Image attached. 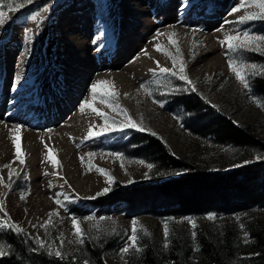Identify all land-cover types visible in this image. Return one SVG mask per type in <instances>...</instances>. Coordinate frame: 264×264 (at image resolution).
I'll return each mask as SVG.
<instances>
[{"label": "rangeland", "instance_id": "1", "mask_svg": "<svg viewBox=\"0 0 264 264\" xmlns=\"http://www.w3.org/2000/svg\"><path fill=\"white\" fill-rule=\"evenodd\" d=\"M153 1L33 0L18 11H9L8 4L15 0H5L4 11L10 19L0 25V52H4L0 54V63L7 50H13V55H17L13 59L14 64L22 67L19 71L13 70V81L7 95L13 96V112L19 111L20 118L13 121V137L20 146L25 163L15 159L16 148L13 145V157L3 162L1 170L6 178L5 193H10L13 200L22 203L20 212L14 208L13 215L7 212V217L24 232L17 234L11 229H3L0 234L26 236L34 248L37 247V237L49 248H60L62 235L64 246L60 250L64 258L80 254L86 244L100 245L105 264H125L119 250L128 240L133 219L138 221V229L143 226L150 233V236H145L140 232V244L149 238L163 246L165 221L168 222L169 241L185 239L189 248L195 246L191 233L201 228L220 230L234 226L245 239V233L239 226L244 224L243 219L248 218L243 214L158 217L142 212L126 213L118 207L96 210L88 206L92 200L88 197H97V193L104 188L110 189L116 181L128 187L147 180L150 170L135 162L140 159L126 145L133 133L141 132L137 128L109 131L88 138L89 129L102 131L105 120L91 108L81 112L80 105L84 100L105 113L109 124L113 120L123 121L125 117L119 108L109 107L108 103L101 102L102 99L127 109L134 122L155 132L174 155H192L202 162L214 163L217 159L232 162L236 151L231 146L216 144L208 133L193 126V114L183 104L188 97L193 101L204 100L213 109L227 114L234 123L250 126L264 136V108L256 102H264V96L254 87V80L264 75L250 77V90L244 88L230 70L226 53L256 65H264V55L257 51L232 53L226 44L222 46L219 43L226 34L239 32L242 35L245 31L264 34V20L237 22L240 16L260 9L245 4L244 8L232 12L234 7H239L241 0H231L223 9L217 0L202 4L191 0H160L157 4ZM130 14L134 15L133 20ZM33 15L37 17L35 20L31 18ZM68 42H75V45L68 47ZM157 45L178 57L175 66L171 56L156 50ZM177 47L181 49L182 56L177 54ZM30 52L37 53L34 60L37 69L31 73L26 59ZM181 59L186 64V75L195 85L194 91L186 82L160 73L156 64L159 61L160 67L178 71ZM70 60L75 63L67 67ZM68 68L75 74V80L82 78L86 81L84 89L79 86L80 81L70 86L78 85L76 94L77 97L80 95L70 110H66L67 103L64 102L68 95L54 104L52 101L63 87L59 78L69 72ZM152 69H156L155 74ZM99 80L113 82L114 87L111 84L99 85L93 100L91 85ZM142 84L149 86L152 95L141 89ZM113 91L117 93L114 100L111 96ZM42 93L44 100L50 101L45 110L28 106ZM154 99L164 102L163 107L154 103ZM23 106H28L24 113L20 111ZM42 113L45 117L38 118ZM6 114L7 111L1 112L0 119L4 120ZM17 125L21 127L17 129ZM27 141H30L33 152L25 154L22 147ZM48 148L52 159L59 162L57 165L48 159ZM90 152L95 155L89 157L87 154ZM115 152L123 153L127 158L124 167H121L119 157L107 155ZM81 157H84L83 162ZM7 164H11V168L4 167ZM97 168L105 169L108 175L98 172ZM12 170L14 174L9 181L8 173ZM109 175L114 177V182H109ZM9 183L11 188L7 186ZM1 193L0 187V200ZM58 194H63L59 198L67 205L66 208L56 204L54 198ZM22 195L26 198L21 199ZM65 196L70 199H65ZM57 210L59 216L52 218L53 223L46 233L40 225L49 219L50 212ZM210 214H214L213 220L207 218ZM73 215L85 233L100 236V240L85 238L83 245L71 243L76 239L71 220ZM89 215L97 219H85ZM100 217L110 219L100 220ZM188 217L195 219V229L186 219ZM249 217L264 222V208L255 209ZM3 219L6 217L0 214V222ZM112 229L114 234L104 235L105 231ZM136 256L126 257L128 264H133ZM184 260L188 264L193 262L189 256Z\"/></svg>", "mask_w": 264, "mask_h": 264}, {"label": "trees", "instance_id": "2", "mask_svg": "<svg viewBox=\"0 0 264 264\" xmlns=\"http://www.w3.org/2000/svg\"><path fill=\"white\" fill-rule=\"evenodd\" d=\"M230 1L217 0V4L223 9ZM254 87L264 96V77L256 78ZM202 101L188 97L183 104L193 114V126L208 133L216 144L235 149L232 162L217 159L211 163L192 155L177 156L158 136L136 132L126 145L135 157L153 163L150 178L128 187L116 181L106 194L89 200V207H118L122 212L158 217L243 214L248 216L243 219L242 230L248 242L234 226L199 229L192 248L185 239L173 238L165 249L147 238L141 241L144 251L137 254L133 264H188L184 260L188 256L191 264H264V222L249 217L255 209L264 208V136L250 126L234 123L227 114ZM0 241L12 249L0 257V264H83L85 260L88 264H105L100 245L86 244L80 254L61 260L41 249L33 251L35 248L23 235L0 234ZM196 247L199 251L194 250Z\"/></svg>", "mask_w": 264, "mask_h": 264}, {"label": "snow or ice", "instance_id": "3", "mask_svg": "<svg viewBox=\"0 0 264 264\" xmlns=\"http://www.w3.org/2000/svg\"><path fill=\"white\" fill-rule=\"evenodd\" d=\"M4 2L5 0H0V25H3L7 22L8 19H10V17L7 15V12L4 11ZM33 0H15V2H10L8 4V10L9 11H18L20 8L25 7L27 4L32 3ZM245 4H248L250 6H255L257 8L260 9L259 12H252V13H248L246 15L240 16L238 18V23H245L248 21H254V20H264V0H241V3L239 4V7H234L231 11L232 12H236L238 11L240 8H244ZM33 20H35L37 17L36 15H33L31 17ZM231 23V22H229ZM160 33H157V36H159ZM172 35H176V33H172ZM173 43H176V41H173ZM219 43L223 46V45H227V49L229 50V52L232 53H240L242 51H257L260 52L262 55H264V34H250L249 32L245 31L243 32V34L241 35L239 32H237L236 35H229L226 34L223 40H220ZM156 50L157 51H162L165 52L166 55L171 56L172 59V63L175 66L177 64V56H172V54L170 52H167L166 50L160 48L159 45L156 46ZM176 52L178 55L182 56V52L181 49L179 47L176 48ZM226 55L228 56V65L230 70L235 74L236 79L243 85L244 88H247L250 90V83H249V78L250 77H254L257 74L260 75H264V65H256V64H249L246 63L243 59H237L234 58L231 55H228V53H226ZM156 64L158 66L159 72L160 73H165V74H170L172 77H176L181 81L186 82L188 85L191 86V90H195V85L193 84V82L191 81V79L186 75V64L183 62V60H180V66H179V70L178 71H174L173 69L170 68H165V67H160L159 66V61H156ZM255 70V71H252ZM151 71H153V73L155 74L156 69H152ZM111 84L112 87H114V83L107 81V80H99L94 82L91 85V91H92V98L93 100L96 99V89L99 85H108ZM141 89H143L148 95H152V92L149 90V86L147 84H142L141 85ZM117 93L115 91H113L111 93V96L114 100V98L116 97ZM128 94L125 93V96H127ZM102 103H108L109 107H113L115 108H119V112L121 114H123V116L125 117V119L123 121H116L113 120L111 124L108 123V117L105 115V113L101 112L98 108H95L92 106L91 103H89L88 100H84L82 102V104L80 105V111L83 112L85 108H91V110L93 112H95L98 116H103L104 120H105V126L103 127L102 131H97V132H93L91 130V128L89 129L87 135L88 138H92L95 136H100L106 132L109 131H116V130H123L125 128H137L140 131H149L151 132L150 129H145L143 127H140V125H138L136 122H134L131 118V116L128 114L127 109H124L123 107H120L118 105H116L115 103H109V101L107 99H102L101 100ZM154 103H158L160 104L161 107H163V103L162 101L159 100H155L153 101ZM258 106H260L261 108H264V102H261L260 100L256 101ZM215 107V106H214ZM21 126L17 125L16 128L19 129ZM151 134L153 136L157 135L155 132H151ZM13 145L16 148V152H15V159L19 160V162L21 164L25 163L24 160V156L23 154L20 152V146L19 144H17V141L15 139V137H13ZM45 147L47 148V145H45ZM48 159L51 161V163L53 165H57L59 162L52 159L50 153H51V149L48 148ZM89 157H92L95 155V153H88L87 154ZM107 155L109 156H116L119 157L121 159V167H124V161L127 159L123 153H119V152H115V153H108ZM259 158V157H257ZM81 162H83L84 157H81ZM15 161H13L14 163ZM137 163H139L140 165L146 166L149 170H151L154 165L153 163L150 162H146L145 160H138L135 161ZM239 166V165H238ZM4 167L6 168H11V164H7ZM98 172H101L102 174L108 175L107 171L105 169L102 168H97L96 169ZM14 174V170L9 171L8 176H9V181L12 180ZM18 175V173H17ZM45 175H47V173H45ZM108 180L109 182H114V177H111L110 175L108 176ZM2 178H0V183H2ZM9 188H11V183H9L7 185ZM110 189L109 188H104L100 193H97V196L99 195H104L106 194ZM29 194H30V190H29ZM60 195L63 194H58L57 197H55V202L56 204L60 205L61 207H67V205L64 203V201H62L59 197ZM25 195L21 196V199H25ZM96 197H88V199H95ZM65 199H70V197L65 196ZM4 208V201L0 200V211H2ZM4 216L6 217V219H3L2 222H0V230L3 229H11L12 231H14L17 234H21L24 232V230L17 224H15L14 222H10V217H7V213H4ZM59 216V212L57 211H53L49 213V219L44 223L41 224L40 227H43L45 229V232L47 233L49 228L48 226L51 225L53 223L52 218L53 217H58ZM209 220H213L214 214H210L207 217ZM85 219L89 220V221H95L97 218L95 216L89 215L87 217H85ZM100 220H107L110 219L108 217H100ZM192 225V228L195 229L196 228V223H195V219L188 217L186 218ZM237 219H239V217H237ZM72 220V225H73V235L76 237V239L74 241H71V243H76L78 245H83L85 243V238L87 239H92L95 241H99L100 240V236H91L87 233H85L81 227H80V221L73 215L71 217ZM138 225V221L136 219H133L131 221V229H130V235L128 236V240L125 242V245L119 250V255L121 257L122 260H124L125 264H128V261L126 259V257L132 255V254H141L144 251L143 246L140 244V232H143V234L145 236H150V233H148L146 228H143V226H140V228L138 229L137 227ZM240 228L243 230L244 229V224L241 223ZM33 227H36V225H33ZM163 232H164V244L163 247L165 249H167L169 247V228H168V222H163ZM108 234H114V229L112 230H107L104 232V235H108ZM192 238L194 239L196 237V232L193 231L191 233ZM35 242L37 247L35 249H33V251H39L40 249H44L46 251V253L49 256H55L56 258H59L61 260L64 259V253L60 250V248H63L64 246V238L61 235L60 238V248H56V247H52L49 248L47 243L41 239H39L38 237L35 238ZM245 242H248V238H247V233H245ZM11 245L7 244L4 241H0V257L5 256L6 254H9V252L11 251ZM195 251H199V248L196 247L194 249ZM83 264H88V261L85 260L83 262Z\"/></svg>", "mask_w": 264, "mask_h": 264}, {"label": "bare ground", "instance_id": "4", "mask_svg": "<svg viewBox=\"0 0 264 264\" xmlns=\"http://www.w3.org/2000/svg\"><path fill=\"white\" fill-rule=\"evenodd\" d=\"M157 2H160V0L153 1V3H156V4H157ZM129 17L131 20H133L132 18L134 17V15L130 14ZM71 42H68V44H67L68 47L75 45V42H73V44H71ZM3 53L4 52H0L1 55H3ZM36 56H37L36 52H30L26 56V59L28 62L27 66H29V68H30L29 69L30 73L35 72V70L37 69L35 66L36 63L34 61L36 59ZM73 56H75V55H73ZM1 58H3V61L1 60L2 62L0 63V113L7 111V114H6V117H4V120L0 119L1 120V122H0V178H2V181H3L2 183H0V187L2 189L1 198L4 201V208L2 211H0V214H4L5 212L6 213L9 212L10 215H13L12 211L14 208H16L15 210H19V212H20V209H22V203L18 202L16 200H13V195H9L10 193H5L4 185L6 183V178H5L4 172L1 170V166H2L3 162H6L8 159H11V157H13L12 152H11V151H13V144H12L13 121L20 118V116H19V111L13 112V96L11 98L7 94H8V91H9L11 84H12V81H13V70L19 71L22 67H21V65L19 66V65L14 64L13 59L17 58V55H13V50H9V51L7 50V54H5V56L1 57ZM73 62L74 61L70 60L67 67L71 66L73 64ZM65 70H67V69H65ZM74 76H75V74L69 69V72L65 73V75H63L62 77L59 78L60 81L63 82L62 83L63 87L58 92H56V94L54 95V97H56V98L54 100H52L53 104L58 102V100H60L63 97L68 95V97H67L68 99L64 101L65 103H67L66 110H70L74 107L75 102L80 99V95L77 97V94H76L77 92H79L77 90L78 85L73 87V88H70V86L72 84H74L73 82L80 81L79 86L82 89H84V83L86 82V81H83L82 78H79V80H75ZM70 90H75V92H70ZM58 94H59V96H58ZM41 95L42 96H39L38 98H36V100L34 102L30 103L28 106H31L34 108H41V109L45 110L46 106L49 104L50 101L48 99L45 101L44 97H43L45 95L43 93ZM28 106H26V107L23 106L20 111H22L24 113L25 111H27ZM42 114L43 115L38 116V118L43 119V117H45L44 116L45 113H42ZM41 122H43V120H41ZM45 125H46V122H45ZM23 148H25L24 150H22L23 152H25V154H27L29 152H33V151H31L32 145H31L30 141H27V143H25V145L22 147V149Z\"/></svg>", "mask_w": 264, "mask_h": 264}]
</instances>
